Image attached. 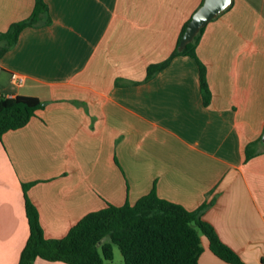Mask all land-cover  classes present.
Returning a JSON list of instances; mask_svg holds the SVG:
<instances>
[{
    "label": "crops",
    "instance_id": "0c3cea01",
    "mask_svg": "<svg viewBox=\"0 0 264 264\" xmlns=\"http://www.w3.org/2000/svg\"><path fill=\"white\" fill-rule=\"evenodd\" d=\"M43 2L51 23L22 30L0 58V97L44 104L0 139V264H18L28 240L26 199L44 238L59 240L88 214L152 191L203 207L242 264H264V0H232L204 28L195 53L208 106L189 57L146 80L204 0ZM35 3L0 0V33ZM201 247L198 264H227L204 236Z\"/></svg>",
    "mask_w": 264,
    "mask_h": 264
},
{
    "label": "trees",
    "instance_id": "16d2710c",
    "mask_svg": "<svg viewBox=\"0 0 264 264\" xmlns=\"http://www.w3.org/2000/svg\"><path fill=\"white\" fill-rule=\"evenodd\" d=\"M190 19L183 26L171 55L162 63L147 68L146 80L164 70L175 57H189L198 67L202 101L204 106H208L211 94L206 82V70L195 53L204 28L184 50L178 51ZM50 23L47 6L43 0H36L28 19L12 24L6 32L0 33V58L15 46L22 30ZM43 106L33 97H0V139L6 132L23 128ZM253 155L247 148L246 160ZM203 209L187 211L158 198L152 191L132 206L108 205L90 213L64 238L47 240L43 236L35 207L26 199L29 237L18 264H33L37 258L65 264H105L113 258L112 245L118 247L123 264H198L202 253L201 236L208 240L210 251L218 259L227 264H242L239 257L220 241L212 226L201 219Z\"/></svg>",
    "mask_w": 264,
    "mask_h": 264
},
{
    "label": "water",
    "instance_id": "95a60500",
    "mask_svg": "<svg viewBox=\"0 0 264 264\" xmlns=\"http://www.w3.org/2000/svg\"><path fill=\"white\" fill-rule=\"evenodd\" d=\"M232 0H204L202 6L193 14L180 40L178 51L184 50L201 29L230 8ZM1 71V69H0ZM264 140V134H263Z\"/></svg>",
    "mask_w": 264,
    "mask_h": 264
},
{
    "label": "rangeland",
    "instance_id": "374dc122",
    "mask_svg": "<svg viewBox=\"0 0 264 264\" xmlns=\"http://www.w3.org/2000/svg\"><path fill=\"white\" fill-rule=\"evenodd\" d=\"M105 241L108 242L107 239ZM112 250H113V258L111 261L105 262V264H123L122 256L118 247L112 245Z\"/></svg>",
    "mask_w": 264,
    "mask_h": 264
},
{
    "label": "built area",
    "instance_id": "2783aa9c",
    "mask_svg": "<svg viewBox=\"0 0 264 264\" xmlns=\"http://www.w3.org/2000/svg\"><path fill=\"white\" fill-rule=\"evenodd\" d=\"M10 79L16 86H21L24 83V77L16 73H12Z\"/></svg>",
    "mask_w": 264,
    "mask_h": 264
}]
</instances>
